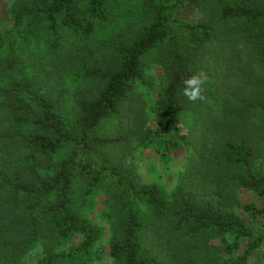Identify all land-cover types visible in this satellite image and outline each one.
Segmentation results:
<instances>
[{"label": "trees", "instance_id": "trees-1", "mask_svg": "<svg viewBox=\"0 0 264 264\" xmlns=\"http://www.w3.org/2000/svg\"><path fill=\"white\" fill-rule=\"evenodd\" d=\"M11 1L7 27L0 13V264H29L38 249L37 264H96L102 229L84 208L100 193L112 264H249L264 233L237 209L264 219L239 192L264 197V0H148L152 20L109 41L98 28L120 0ZM187 2L216 9L189 21ZM151 61L163 84L147 127L133 94ZM201 69L205 99L191 103L183 81ZM59 75L93 85L74 93L72 123L48 90ZM125 120L128 131L97 133ZM133 136L193 149L170 197L109 155Z\"/></svg>", "mask_w": 264, "mask_h": 264}, {"label": "rangeland", "instance_id": "rangeland-1", "mask_svg": "<svg viewBox=\"0 0 264 264\" xmlns=\"http://www.w3.org/2000/svg\"><path fill=\"white\" fill-rule=\"evenodd\" d=\"M147 1L120 0L113 3L111 5V19L109 23L102 24L98 28L99 37L106 38L104 40L109 41L121 32H129L131 31L130 29H134L151 21L152 17L147 7ZM12 7L13 2L11 0H0V13L3 18L4 27L11 24ZM215 9H209V4L206 8H197L187 2L183 10L182 18L189 21L208 20L211 11ZM105 45H108V48L111 46L110 42H106ZM203 66L208 71L211 67H213L211 69L212 71H219L217 64H209V60ZM146 78V83L138 86L133 94V108L142 114V120L146 124L148 123V127L153 120L151 105L157 98L158 92L163 84V69L151 61L147 68ZM235 79H232V83H234ZM92 86L90 83L80 84L72 76L64 75H59L57 78L50 77L48 81V90L52 96H61L60 110L69 123L73 122L76 110L74 93ZM188 121L190 122L191 119L189 120L186 117L184 122L187 123ZM128 122V120L123 122H108L102 125L97 130V133L116 135L120 132L128 131V128L131 129L132 125V123ZM136 136L131 137L130 143L118 148L108 149L109 155L117 160H121L132 173L134 172L138 181L151 184L164 196L170 197L181 176L186 175L192 166L193 149L182 143H173L165 150L160 143H146ZM256 164L258 168L264 171V152L261 153ZM239 192L244 203H252L264 208L263 196H259L255 192L245 189H241ZM106 201V196L100 193L84 208L90 219L102 229V238L94 254L96 264H112L111 257L108 253L111 225L107 217ZM137 206L144 212H147V207L144 204L137 203ZM237 212L250 226L259 231V234L264 233V219L257 218L242 209H237ZM42 257L43 251L42 249H38L26 256L22 261L29 264H37ZM249 264H264V243L262 248L250 258Z\"/></svg>", "mask_w": 264, "mask_h": 264}, {"label": "clouds", "instance_id": "clouds-1", "mask_svg": "<svg viewBox=\"0 0 264 264\" xmlns=\"http://www.w3.org/2000/svg\"><path fill=\"white\" fill-rule=\"evenodd\" d=\"M209 76L201 69L183 81L182 95L191 103L205 99L206 84Z\"/></svg>", "mask_w": 264, "mask_h": 264}]
</instances>
